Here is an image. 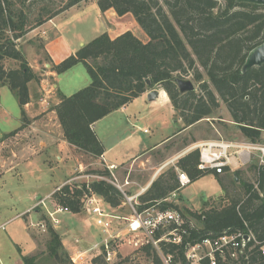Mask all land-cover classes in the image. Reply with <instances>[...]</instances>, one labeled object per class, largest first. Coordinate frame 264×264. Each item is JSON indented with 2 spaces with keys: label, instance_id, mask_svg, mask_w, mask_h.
I'll list each match as a JSON object with an SVG mask.
<instances>
[{
  "label": "trees",
  "instance_id": "trees-1",
  "mask_svg": "<svg viewBox=\"0 0 264 264\" xmlns=\"http://www.w3.org/2000/svg\"><path fill=\"white\" fill-rule=\"evenodd\" d=\"M27 1L0 0V87L7 86L14 92L23 122L21 128L27 121L24 106L29 102L28 83L38 77L16 41L83 0H68L58 10L42 4L33 21L29 18L30 4L25 5ZM96 3L101 12L112 8L118 16L130 13L149 39L143 43L131 31L111 39L104 32L52 65L51 69L61 74L82 63L90 78L87 86L70 95L56 90L59 102L55 111L69 144L93 157L101 156L104 149L92 124L154 87L166 93L183 128L212 117L223 103L240 136L249 143H263L264 63L244 73L241 67L247 53L264 41V5L234 0H97ZM6 59L18 61L19 66L6 69L3 65ZM189 74L198 83V91L180 92L175 80ZM14 133L16 130L3 135L0 142ZM198 162L199 150L195 148L181 156L176 166L193 182L212 171L199 170ZM248 169L254 172V182L240 179L239 171H234L231 177L233 182L238 179L241 196L231 197L219 179L224 195L218 202L215 199L203 203L202 209L194 210L186 206L179 208L172 201L164 200L178 188L176 172L170 167L138 196L136 208L142 210L160 202V209H174L185 219L197 220L199 227L188 228V240L170 247L171 250L177 248L181 257L186 241L241 230L251 232L255 242L248 241L237 253L236 260L227 258L222 264L235 261L264 264L259 253V244L264 242V165L254 161ZM88 173L109 175L106 168ZM88 186L112 208L121 206L124 201L123 193L105 179L93 180ZM85 187V182L63 184L51 197L57 206L78 213L82 211L81 195L89 192ZM48 232L49 255L61 262L69 261L59 233L50 226ZM142 250L153 263L160 264L148 244ZM22 262L35 264V258L22 256ZM91 263L106 264L101 255L93 257Z\"/></svg>",
  "mask_w": 264,
  "mask_h": 264
},
{
  "label": "rangeland",
  "instance_id": "rangeland-1",
  "mask_svg": "<svg viewBox=\"0 0 264 264\" xmlns=\"http://www.w3.org/2000/svg\"><path fill=\"white\" fill-rule=\"evenodd\" d=\"M67 1L68 0H29L25 3V5L30 4L28 6L30 12L29 18L30 21H33V18H35L39 6H42V4H47L51 8L58 10L62 6H64ZM83 1L89 3L94 0ZM77 26L81 28L84 36L90 37L91 35H93L94 31L98 28V21L95 12L89 10L86 11L83 14L82 22L77 24ZM69 28L72 27L69 26ZM33 32L34 33H31L30 35H25L24 37L18 39L16 43L19 49H24L28 44H32L33 51L38 54V68L36 71L38 80H32L30 84L31 89L35 90V94L44 100L42 104H44L47 109L46 112H48L55 107L54 104L59 97L57 94L53 93L54 91L51 88L54 80L51 79V77H49L46 73L50 66L46 67L45 65L49 62L45 55L42 53L43 39L39 37L41 33H38L37 31ZM6 62L7 61L4 60L3 65L7 69H9L10 66H7ZM30 62L31 59L29 58L27 63L29 64ZM17 65L19 66L18 61ZM184 78L190 79L193 82L195 91H198L199 85L195 80H193L191 74L185 76ZM41 82L43 85H41ZM89 82L90 78L84 65L82 63H78L73 66L72 69L60 75L58 85L61 91L65 93V95H70L77 90L87 86ZM37 86L39 89H36ZM154 88L160 89L159 87ZM38 97H36V99ZM0 103L6 107L9 113L7 117H3L0 113L1 134L2 132L14 129L17 126L19 122V107L14 92H12L7 86L4 88H0ZM49 120L51 121V117ZM53 120L55 121L54 118ZM198 128L200 129V134H204L212 138L223 137L226 140H237L241 137L237 129L235 128V125L230 120L229 113L223 103H220V107L214 111L212 117L205 118L203 124H201V126H199ZM146 129V132H142V128L136 131V136L138 138H141L145 144L149 143V141L153 140L154 138L158 139L161 136L169 133V130L167 129L161 131L158 130V132H156L155 130H153L152 126H147ZM38 142V138L33 137L28 141V138L25 139L22 134L18 136V139H12L10 145L4 147L3 149L4 151H6H3V153L5 154L3 156L5 157L12 156L10 152L12 150H15L17 152L18 158H20L19 156H22L25 159L26 157H31V154L38 155V164L40 165V169L37 173H33L30 176L27 175L26 177H24L23 181L19 180L18 176L12 173H5L4 175H0V264H24L22 262V256L27 258L34 256L35 264H71L72 261L70 259V254L67 251L66 252L68 254L69 261L66 262L56 260L49 255L47 249L49 240V226L57 232L61 233L62 225L69 226L71 224L69 226V229L66 228L65 236L70 241L75 251H82L84 248L88 247L90 242L95 238L94 236L90 237L86 235L87 233H85L82 222L79 220L80 216H78L79 218H71V214L74 213L70 212L69 210L68 212L63 213L68 217L61 216L63 214L60 212H58L56 215L54 214L55 216H53L57 220V223H55L48 213H54V211L60 206H57L55 204L51 195L47 198L44 197L53 189L55 185L61 183L62 181L66 182L78 174L77 170L79 169L72 171V169L68 166H64L65 161L70 160L72 168L74 166H77V168L81 166L82 170L86 173L93 170H105V166L96 165L95 160L97 159V157H93L92 155L85 152H83L82 156H77V160L74 159V156H68L65 158V160H57L55 156L47 154V151L44 152V150H41V146ZM20 144L22 145V147ZM20 148L22 152L18 153L20 152ZM140 149V147L136 148L135 152H133L134 155H137V151H140ZM131 150L132 149H130V151ZM158 154L159 150L152 152V155L154 157H157ZM125 163H127L126 160ZM168 168H170V165L161 169L159 168V166L157 168L150 167L149 162H146L145 165L138 162L135 163L133 167H130V171H128L129 169H121L119 172L114 173V176L118 185L123 184V178L128 177L129 185L123 187L121 190L126 195L131 196L133 194L136 195L145 191L139 189L137 184L132 183L133 180L141 182L143 179H147L148 173L150 172L151 174L149 176V179H151L152 175L156 173L153 177L154 179L159 174L166 171ZM108 174L109 175L106 176V178L112 180L110 173ZM83 180L85 179H76L71 181V183H78ZM89 180H91V178ZM242 180L245 182H254V172L252 170H249L247 167L245 178ZM222 182H224V184L226 185L227 192L231 197H239L242 195L241 185L236 181L233 182L231 180V177L224 180L222 179ZM220 190L222 194L215 198L214 195H216L217 193H221ZM34 192L37 198L41 197V201H43V203L39 201L37 205H35V207L33 206L30 209V213L23 215V213L21 212H23L26 206L31 203V201L26 197L30 193ZM223 195L224 191L219 180H216L215 177L210 174H206L179 189L176 193V196L171 197L170 201L175 204L177 203L174 201V199L178 202L181 201V203H179L181 204V207L179 206V208H182V204H184L189 208L202 209L203 203L212 202L215 199H217L216 201L218 202V198ZM36 197L35 201H38ZM122 204L123 205L120 208L121 211H119V213H121L122 216L129 217L131 214V210L125 197ZM29 214H35L37 217H28ZM60 219L61 221H58ZM187 221L191 225L199 227V223L197 222V220L188 217ZM122 222L125 223L126 221ZM27 234L31 236V239L33 240L32 243L28 239ZM96 240L98 239L96 238ZM145 244L146 243L142 237L135 238L134 242L130 244L126 239H117L113 243V247L116 249L117 255L114 259H112V261L106 262V264H155L152 262L151 258L148 257L142 250V247ZM233 264L239 263L235 261Z\"/></svg>",
  "mask_w": 264,
  "mask_h": 264
},
{
  "label": "crops",
  "instance_id": "crops-1",
  "mask_svg": "<svg viewBox=\"0 0 264 264\" xmlns=\"http://www.w3.org/2000/svg\"><path fill=\"white\" fill-rule=\"evenodd\" d=\"M88 10L95 12L98 21V28L90 37L84 36L81 28L77 26V24L82 22L83 14ZM69 26H71L72 28H69ZM33 31L41 33L39 37L43 39L42 53L45 55L49 62H47L48 64H45L46 67L50 66L46 73L49 77H51V79L54 80L53 84L51 85V88L54 91L53 93L57 94L56 90L58 89L59 92L63 95H65V93L61 91L58 85L59 77L63 73L56 74L55 71L51 69V67L52 65H56L61 62L67 56L74 54L79 49V47H81L85 43L89 42L90 40L104 32H106L111 39L117 37L125 31H131L132 34L143 43L147 42L149 39L130 13L124 14L123 16H118L112 8L101 12L95 0L89 3H87L86 1L79 2L78 4L58 13L51 19L44 22L42 25L27 32L25 35H30L31 33H34ZM20 51L22 52L26 61H28L29 58L31 59V62L28 65L37 76L36 71L38 68V54L33 51L32 44H28L24 49H20ZM6 61V65L10 66L9 69L18 67L17 61L12 59H6ZM30 83L31 81L28 83L29 102L24 106V112L27 119V121L24 122V127L21 128L23 122L21 121V113L19 108V122L17 126L10 131L2 132L0 134L1 138L3 135L9 134L10 132L16 130V133L8 136L0 142V175H4L5 173H12L18 176L19 180L21 181H23L24 177H26L27 175L30 176L33 173L35 174L40 169V165L38 164L39 157L36 154H31V157H26L24 159L22 156H19L20 158H18L17 152L15 150H12L10 151L12 156H3L5 155L3 153L4 147L9 146L12 142V139H18V136L22 134L25 139L28 138V141L33 137L38 138V143L41 146V150H44V152L47 151V154L55 156L57 160H65V158L68 156H74V159L77 160V156L83 155V151H78L79 149L77 147L69 144L65 140L63 136V130L56 115L55 107L46 112L47 109L44 104H42L44 100L35 94V90L31 89ZM41 85H43L42 82ZM4 87L6 86H1L0 88ZM36 89H39L38 86ZM158 90V95L154 100L150 101L147 99L146 94L148 91H146L139 97L133 99L131 102L121 106L117 110L112 111L108 115L92 124V130L104 149L103 154L97 157V159L95 160L96 165L105 166V164H114L116 166V169L113 170V174L119 172L121 169H129L128 171H130V167H133L135 163L138 162L143 163L144 165L146 162H149V165L152 168H157L159 166V168L163 169L168 165L174 168L176 166L177 160L181 156L197 148L199 143L201 144L208 141L248 143L242 136L237 140H226L223 137L212 138L204 134H200V129L198 127L203 124V121L205 119L183 128V123L179 118L175 116V111L166 93L162 89ZM36 97L38 98L36 99ZM58 102L59 98L54 105H56ZM0 113L3 117H7L9 115L8 110L1 103ZM50 117L51 121L49 120ZM53 118L55 119V121L53 120ZM147 126H152L153 130H155L156 132H158V130L161 131L167 129L169 130V133L161 136L158 139L154 138L153 140H150L149 143L145 144L141 138H138L136 136V131L142 128V132H146ZM261 138L263 140V143L258 144L264 145V131L262 132ZM138 147H140L141 149L140 151H137V155H134L133 152H135L136 148ZM130 149L132 150L130 151ZM158 150V156L154 157L152 155V152ZM235 151H237L236 148L228 149V152L230 153H234ZM21 152L22 151L20 148V152L18 153ZM125 160L127 161V163H125ZM230 161L231 163L223 168L222 173H216L214 170H212L207 174L214 176L216 180H224L229 177H234V171H239L240 179H244L245 173L247 172V167L250 163L257 161V157L256 154L252 152L251 160L248 163L243 164L240 161L239 157L234 154V156L231 157ZM64 166H68L72 169V171L76 169H82L81 166L79 168H77V166H74L72 168L70 160L65 161ZM150 174L151 172L148 173L147 179H143L141 182L133 180L132 183L137 184L139 189L144 191L147 189L156 173L152 175L151 179H149ZM123 179L124 182L120 185L121 189L129 185L128 177H125ZM235 181L238 182V179L235 178ZM64 183L65 181H62L61 183L55 185L53 189L45 195L44 198L49 197L59 186ZM140 194H133L131 195V197H138ZM221 194L222 192L217 193L216 195H214V197L216 198ZM35 197V192L30 193L26 197L31 201V203H29L23 210V212H21L23 213V215L30 213V209L33 206L35 207V205H37L39 201L43 203V201H41V197H36L38 201H35ZM174 201L178 204V206L181 207V204H179L181 203L180 199V202L175 199ZM122 205L123 204H121V206L117 208H112L111 212L119 214ZM182 205L185 206L184 204ZM199 209L200 208L194 210ZM57 213L58 212L54 214L56 215ZM60 213L63 214L65 212ZM74 214H71L70 217L77 218L78 216H80V218H78L82 222L85 233H87L86 235L90 237L94 236L95 238L90 242L88 247L83 249L84 251H75L72 244L65 236V230L66 228L69 229V226L71 224L69 226H63L62 224H60L62 225V232L58 233L62 245L64 249L70 254V257H74L79 253L85 254V251L90 247V245L97 241L96 238L99 240L100 236L102 235L101 228L94 223L93 218L89 217L85 211H80L79 213ZM30 216L32 218H35L36 215L29 214L28 217ZM61 216L68 217L66 216V214H63ZM58 221H61V219ZM27 235L28 239L32 243L33 240L31 239V236L29 234ZM135 238L136 237L134 235H125L121 239H126L130 244L134 242Z\"/></svg>",
  "mask_w": 264,
  "mask_h": 264
},
{
  "label": "built area",
  "instance_id": "built-area-1",
  "mask_svg": "<svg viewBox=\"0 0 264 264\" xmlns=\"http://www.w3.org/2000/svg\"><path fill=\"white\" fill-rule=\"evenodd\" d=\"M197 148L199 149L197 168L202 171L212 169L216 173H222L223 168L231 163L230 159L234 154L245 164L251 160L252 152L256 154L258 165H264V145L258 143L208 141L199 144ZM229 148H236L237 151L230 153L228 152ZM105 168L109 171L112 180L98 174L86 173L79 169L75 177L64 183L71 185L73 180L85 179L81 182L86 183L85 188L89 192L86 193L84 191L80 197L82 211H85L89 217L93 218L94 223L102 230L99 240L92 243L85 251V254L79 253L74 257H70L73 264H92V258L97 255H101L105 262L112 261L117 255L113 243L125 235H134L136 238L142 237L145 243L155 251L160 264H222L227 258L236 260L238 257L237 253L241 252L248 241L254 240L251 232L245 233L241 230L229 233L222 232L214 237L208 235L193 242L186 241L183 256L181 257L177 253V248L171 250L170 247L182 245L184 239L188 240V228L191 227V224L187 219L177 210L160 209L158 207L160 202H157L154 206L138 210L136 208V204H138L137 197L127 196L121 190V186L116 183V178L113 174L116 166L114 164H105ZM174 170L178 188L164 199L166 201H170L171 197L176 196L179 189L190 183V179L184 171L176 166ZM90 178L91 180H89ZM98 179L109 181L123 193L130 206L131 214L129 217L122 216L121 213H112V207L90 190L88 184ZM77 188L81 189L79 185H77ZM70 189L72 188L70 187ZM56 212H68V208L58 207L54 213ZM54 213H49V215L57 223L56 218L53 216ZM245 236L248 237L246 241L244 240ZM259 253L264 261V242L259 244Z\"/></svg>",
  "mask_w": 264,
  "mask_h": 264
},
{
  "label": "water",
  "instance_id": "water-1",
  "mask_svg": "<svg viewBox=\"0 0 264 264\" xmlns=\"http://www.w3.org/2000/svg\"><path fill=\"white\" fill-rule=\"evenodd\" d=\"M237 3H248V4H256V5H264V0H234ZM264 63V41L252 48L246 55L244 63L241 67V72L244 73L250 68L254 66H260ZM149 83V80L146 81ZM175 83L180 92L194 91L195 87L193 82L190 79L186 78H177ZM159 90L157 88L150 89L146 97L148 100H154L158 95ZM247 236H245L244 240H247Z\"/></svg>",
  "mask_w": 264,
  "mask_h": 264
}]
</instances>
